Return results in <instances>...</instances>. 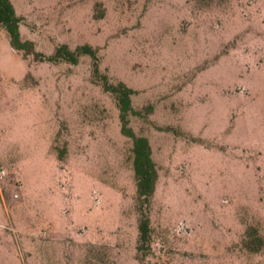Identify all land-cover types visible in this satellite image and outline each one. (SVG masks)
<instances>
[{"label": "rangeland", "instance_id": "1", "mask_svg": "<svg viewBox=\"0 0 264 264\" xmlns=\"http://www.w3.org/2000/svg\"><path fill=\"white\" fill-rule=\"evenodd\" d=\"M12 2L35 52L0 26V264H264V0ZM105 78L159 170L147 252Z\"/></svg>", "mask_w": 264, "mask_h": 264}, {"label": "trees", "instance_id": "2", "mask_svg": "<svg viewBox=\"0 0 264 264\" xmlns=\"http://www.w3.org/2000/svg\"><path fill=\"white\" fill-rule=\"evenodd\" d=\"M22 19L23 16L17 12L12 0H0V26L7 29L11 44L14 48L23 50L25 54H29L32 51L35 52V46L33 40L22 37L20 31ZM56 49V58L60 57L72 62H76L80 54L83 53L97 57V49L90 43H83L75 48H71L68 44L62 43ZM104 82L105 87L116 94L120 107L122 131L133 139V162L137 183L138 209L140 213L137 247L139 251L147 252L151 247L152 226L150 206L159 175L157 162L153 156L149 137L145 134L136 133L130 125V114L137 112L132 104V94L135 92V89L124 81L113 83L105 78ZM252 231L249 230L248 233L251 234ZM257 238L259 243L262 242L260 236Z\"/></svg>", "mask_w": 264, "mask_h": 264}, {"label": "built area", "instance_id": "3", "mask_svg": "<svg viewBox=\"0 0 264 264\" xmlns=\"http://www.w3.org/2000/svg\"><path fill=\"white\" fill-rule=\"evenodd\" d=\"M5 172H6L5 169H2V170L0 171V175H3Z\"/></svg>", "mask_w": 264, "mask_h": 264}]
</instances>
